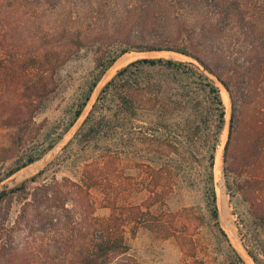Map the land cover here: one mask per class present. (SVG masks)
<instances>
[{
    "label": "rangeland",
    "instance_id": "obj_1",
    "mask_svg": "<svg viewBox=\"0 0 264 264\" xmlns=\"http://www.w3.org/2000/svg\"><path fill=\"white\" fill-rule=\"evenodd\" d=\"M192 26H200L195 11L182 8L179 0H155L143 9L131 0H0V175L30 138H38L61 118L93 71L97 57L138 42L142 35L152 40L165 33L180 43ZM66 34L78 36L79 44L64 38ZM227 34L228 30L223 33ZM243 39L236 47L240 66L236 80L244 81L245 87L237 99V183L232 199L222 162L230 99L210 73L207 75L218 87L225 110L224 126L217 135L212 109L199 83L184 77L175 80L157 68H146L143 78L151 76L146 81L152 91L146 87L140 90L135 116L95 146L74 142L65 148L102 86L129 62L163 57L200 67L192 57L171 50L128 51L134 56L109 75L110 68L104 73L105 79H100L80 117L55 146L1 180L0 192L50 164L38 181L28 184L27 192L51 177L59 181L55 214L74 227L76 242L89 238L99 225H118L129 247L125 256L136 264H241L229 257V246L246 264H255L247 258V249L263 256L264 145L251 149L249 143L259 135L264 140V71L242 68L245 58L252 55L243 53ZM228 44L226 40L222 49ZM39 88L42 95L36 97ZM213 143V187L219 226L226 237L219 233L205 206L207 157ZM20 204L19 198L13 199L11 221ZM17 238L24 240L21 234ZM25 242L29 248L19 254L32 264L53 255L50 250L33 248L32 235ZM62 246L58 256L73 252Z\"/></svg>",
    "mask_w": 264,
    "mask_h": 264
},
{
    "label": "trees",
    "instance_id": "obj_2",
    "mask_svg": "<svg viewBox=\"0 0 264 264\" xmlns=\"http://www.w3.org/2000/svg\"><path fill=\"white\" fill-rule=\"evenodd\" d=\"M131 1L132 5L143 9L149 7L155 0ZM179 4L182 8L195 11V18L200 23V26H196L197 29L192 26L190 33L183 40L181 39L180 43L173 42L174 40L165 33L156 34L152 40H145V36L142 35L139 36L138 42L119 46L112 52L97 57L93 71L81 84L74 99L63 111L61 118L38 138L28 140L24 149L16 155L7 170L0 175V181L40 159L55 146L80 117L104 73L123 53L132 50L139 52L171 50L192 57L201 68L191 62L163 57H142L129 62L118 69L102 86L81 125L66 143L65 148L74 142L95 146L99 141L110 137L115 127L135 116L138 108L137 95L144 87L151 88L149 81H146L151 76L147 79L143 78L146 68H157L175 80L184 77L199 83L212 109L210 111L213 112L216 121L217 135L224 126L225 110L218 87L207 75L210 73L224 86L230 99V124L222 151V162L226 189L232 199L234 197L233 187L237 183V176L234 174L237 169L234 156V136L238 132L235 124L238 110L237 99L239 91L245 87L244 81L236 80L240 70L236 59V47L238 40L245 38L244 42L242 40V51L247 55L250 53L252 55L250 58H245L242 68L248 72L255 68L259 73L264 71L262 68L264 63V0H179ZM226 30L230 33L227 34L228 36L223 35ZM64 38L76 45L80 41H78V36L74 35L66 34ZM226 40L229 44L227 48L222 49ZM253 59L257 61L253 62ZM181 83L184 84L183 81ZM151 91L152 88L149 92ZM39 92L40 88L35 90L36 97L42 95ZM254 138L250 139L251 149H262L264 140L260 139V135L256 140ZM214 150L215 143L210 146L207 157L205 206L209 218L219 233L226 237L225 232L219 226L213 187ZM248 156L250 157L251 154ZM248 156L246 158H249ZM49 167L50 164L18 185L0 192V264H32V261H27L23 255L19 254L21 250L25 252L28 250L29 245H26V242L24 244V240L30 235L34 238L33 248L50 250L53 254L42 262L41 260L35 261L34 264H136L134 259L125 256L129 247L124 242L122 230H119L118 225H115V228L109 225H99L98 229L91 232L89 238L82 242L75 241L74 227L67 225L68 222H62V216L55 214L59 209L55 203V192L57 186L60 185L55 177L38 182L32 191L27 192L28 184L38 181ZM14 198H19L21 204L17 216L11 221L10 211ZM61 206L66 210L63 202ZM20 234L24 236L22 242H19L17 238ZM39 239L41 240L37 244ZM62 245L65 246V250L69 249V252L71 250L73 252L64 257L58 256L63 248ZM228 249L229 257L241 264H246L232 246ZM25 252L24 255H26ZM247 253L255 264H264V252L261 257L258 252L250 249H247ZM232 263L230 261V264Z\"/></svg>",
    "mask_w": 264,
    "mask_h": 264
},
{
    "label": "bare ground",
    "instance_id": "obj_3",
    "mask_svg": "<svg viewBox=\"0 0 264 264\" xmlns=\"http://www.w3.org/2000/svg\"><path fill=\"white\" fill-rule=\"evenodd\" d=\"M133 56H134L133 53H128V52L122 54V55H121V56H120V57L114 62L115 64L112 65V66L110 67V69H109L107 75H109L110 72H112V71L114 70L115 67L122 66V65L125 64L128 60H130ZM105 77H106V74L103 75V77H102L103 79H101V80H104ZM101 82H103V81H101ZM101 84H102V83H101ZM227 94H228V93H227ZM224 99L227 101V95H226L225 92H224ZM228 99H229V97H228ZM18 177H19V175H17L16 178H18ZM221 200H222V199H221ZM221 200H220V202L222 203ZM221 208H222V207H221ZM223 213H224V210L221 209V214H222V216H223ZM222 221H224V220H222Z\"/></svg>",
    "mask_w": 264,
    "mask_h": 264
},
{
    "label": "crops",
    "instance_id": "obj_4",
    "mask_svg": "<svg viewBox=\"0 0 264 264\" xmlns=\"http://www.w3.org/2000/svg\"><path fill=\"white\" fill-rule=\"evenodd\" d=\"M247 255V254H246ZM247 258L252 261V259L247 255Z\"/></svg>",
    "mask_w": 264,
    "mask_h": 264
}]
</instances>
